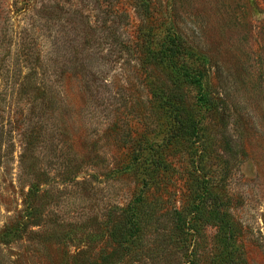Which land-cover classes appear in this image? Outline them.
<instances>
[{"label": "rangeland", "instance_id": "1", "mask_svg": "<svg viewBox=\"0 0 264 264\" xmlns=\"http://www.w3.org/2000/svg\"><path fill=\"white\" fill-rule=\"evenodd\" d=\"M180 65L201 139L134 171ZM0 264H264V0H0Z\"/></svg>", "mask_w": 264, "mask_h": 264}, {"label": "trees", "instance_id": "2", "mask_svg": "<svg viewBox=\"0 0 264 264\" xmlns=\"http://www.w3.org/2000/svg\"><path fill=\"white\" fill-rule=\"evenodd\" d=\"M178 48L170 49L169 53H177L176 51ZM171 66L174 68L177 67V63L175 62H169ZM183 69L182 65L179 66L177 69V74H180L179 78L180 80H174L173 85L171 87L165 86L161 91L156 93L157 99L160 101H163L164 105L167 108V111H169V114L171 116V126L168 128L163 140L159 143H153V144H147L143 147H139L133 151V155L128 159V167L133 168L135 171L137 167L142 166L144 164V157L141 161L142 154L147 149L153 150V153L160 152V155H158L153 160V168H158L160 165L159 158L161 157L162 152L167 149V147L170 145L169 151L173 149V145L179 141H185L189 142L192 141V143H195L201 139V119H202V112L200 109L196 112L195 109V99L199 106L208 107L210 104V100L207 96L200 95L198 97H193V103L191 106L188 104V98L185 93V90L183 89V86L189 87V85L196 86L198 88V91L201 90L203 86V74L202 72L196 68L187 66V68H184V72L181 74L180 70ZM206 109V108H205ZM200 147V144L196 147ZM201 149V148H200ZM194 153H197V150L194 151ZM199 156V154H198ZM200 158V157H199ZM163 162V159H162ZM161 162V165H162ZM137 166V167H136ZM155 173L154 170H152L151 175ZM200 191L198 189L194 190V203L190 211V217L187 220L186 218L179 219L177 221V230L181 234H188L195 236L198 233V227L202 225V222H208L211 221V219H217V223H221L220 227H228V220L225 221V215H221V217L212 218L213 214L216 212L210 208L207 209V202L205 201L206 196L211 194V191L207 187L200 186ZM197 190L199 192H197ZM135 208L137 210V206L131 209L133 221L128 226V232L129 236H131L132 232L138 231V220L135 218ZM226 229V228H225Z\"/></svg>", "mask_w": 264, "mask_h": 264}]
</instances>
